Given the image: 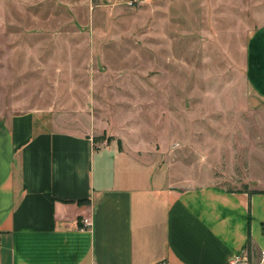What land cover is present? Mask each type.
<instances>
[{
	"label": "rangeland",
	"instance_id": "obj_1",
	"mask_svg": "<svg viewBox=\"0 0 264 264\" xmlns=\"http://www.w3.org/2000/svg\"><path fill=\"white\" fill-rule=\"evenodd\" d=\"M262 22L264 0H0V109L93 125L187 179L247 189L234 183L264 167V103L244 49Z\"/></svg>",
	"mask_w": 264,
	"mask_h": 264
},
{
	"label": "crops",
	"instance_id": "obj_2",
	"mask_svg": "<svg viewBox=\"0 0 264 264\" xmlns=\"http://www.w3.org/2000/svg\"><path fill=\"white\" fill-rule=\"evenodd\" d=\"M244 51L246 84L264 103V22ZM173 161L47 111L0 109V264H228L248 251V222L259 264L264 193L249 191L264 190V167L230 191Z\"/></svg>",
	"mask_w": 264,
	"mask_h": 264
},
{
	"label": "built area",
	"instance_id": "obj_3",
	"mask_svg": "<svg viewBox=\"0 0 264 264\" xmlns=\"http://www.w3.org/2000/svg\"><path fill=\"white\" fill-rule=\"evenodd\" d=\"M91 220L88 217H84L82 219V226L80 227L81 229L84 228H89L91 227ZM264 262V251L260 252V256H259V264ZM162 264H166L165 262H162ZM228 264H251L248 258V253H244L243 256H235V257H231L228 261Z\"/></svg>",
	"mask_w": 264,
	"mask_h": 264
},
{
	"label": "trees",
	"instance_id": "obj_4",
	"mask_svg": "<svg viewBox=\"0 0 264 264\" xmlns=\"http://www.w3.org/2000/svg\"><path fill=\"white\" fill-rule=\"evenodd\" d=\"M231 191V190H230ZM249 193H264V190H250ZM247 253L249 254V251L252 249V242L250 239V228H249V222H248V241H247ZM248 258H250V256H248Z\"/></svg>",
	"mask_w": 264,
	"mask_h": 264
}]
</instances>
